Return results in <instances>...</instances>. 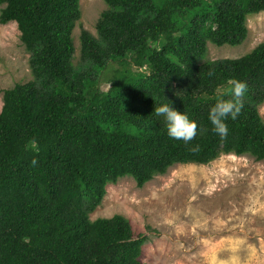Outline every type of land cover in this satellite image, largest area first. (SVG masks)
<instances>
[{
	"label": "trees",
	"instance_id": "1",
	"mask_svg": "<svg viewBox=\"0 0 264 264\" xmlns=\"http://www.w3.org/2000/svg\"><path fill=\"white\" fill-rule=\"evenodd\" d=\"M104 1L97 36L81 32L75 65L80 0H0V25L17 24L32 70L4 92L0 111V264H144L147 239L128 219L89 218L109 185L129 177L140 189L175 165L222 155L264 161V43L207 60L208 44L245 42L264 0ZM115 66L103 92L100 73ZM229 79L247 89L222 140L208 115L231 98ZM165 103L197 123L187 145L155 114Z\"/></svg>",
	"mask_w": 264,
	"mask_h": 264
},
{
	"label": "rangeland",
	"instance_id": "2",
	"mask_svg": "<svg viewBox=\"0 0 264 264\" xmlns=\"http://www.w3.org/2000/svg\"><path fill=\"white\" fill-rule=\"evenodd\" d=\"M81 18L73 30L74 64L80 36H97L107 10L104 0H80ZM3 7L0 6V10ZM248 36L238 47L208 44L207 60L240 58L264 43V12L247 18ZM16 23L0 25V111L6 90L32 80L30 55ZM101 72L100 89L108 91ZM226 89L220 90L223 93ZM121 215L135 236L143 235L144 264H264V161L249 155H222L208 165L178 164L143 188L123 178L107 187L91 221Z\"/></svg>",
	"mask_w": 264,
	"mask_h": 264
},
{
	"label": "clouds",
	"instance_id": "3",
	"mask_svg": "<svg viewBox=\"0 0 264 264\" xmlns=\"http://www.w3.org/2000/svg\"><path fill=\"white\" fill-rule=\"evenodd\" d=\"M211 74V73H210ZM230 86V99L218 98L216 103L210 108L208 119L213 125V131L218 134L221 139H226L228 135V127L226 120L231 117L235 120L243 108V96L245 95L247 84L237 79H229L227 81ZM217 93L222 96L220 89ZM157 116L163 117L166 121L167 134L174 140H182L186 145L191 142L197 135V123L190 120L186 113L179 111L173 106L165 103L156 106L154 110ZM258 115L264 120V103L257 106ZM199 146L191 148L190 151H198ZM36 164V161H33Z\"/></svg>",
	"mask_w": 264,
	"mask_h": 264
}]
</instances>
